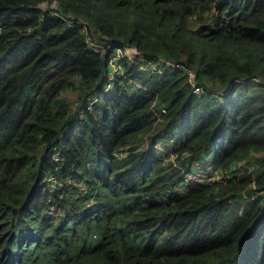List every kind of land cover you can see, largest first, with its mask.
Listing matches in <instances>:
<instances>
[{
  "label": "trees",
  "instance_id": "16d2710c",
  "mask_svg": "<svg viewBox=\"0 0 264 264\" xmlns=\"http://www.w3.org/2000/svg\"><path fill=\"white\" fill-rule=\"evenodd\" d=\"M209 150L257 166L174 191ZM0 264H264V0H0Z\"/></svg>",
  "mask_w": 264,
  "mask_h": 264
},
{
  "label": "built area",
  "instance_id": "2783aa9c",
  "mask_svg": "<svg viewBox=\"0 0 264 264\" xmlns=\"http://www.w3.org/2000/svg\"><path fill=\"white\" fill-rule=\"evenodd\" d=\"M46 2V1H42ZM40 2L38 5L41 9L46 8H56L57 3L56 1L50 2L55 7H43L41 6ZM57 15L66 18L69 22H74L75 20L71 16L65 15L61 11H54ZM81 23H85L84 20H76ZM85 27V25H84ZM88 39V37H87ZM87 43L89 46L95 49L102 50V53L106 56V65H107V80L105 83V86L103 88V91L111 90L114 87V84L119 82L123 83V81L120 79L124 70V61H127L130 64H137L142 68L145 69H155L156 71H160L161 69L154 60L146 61L144 55L137 50V48L131 44L130 42H123L117 45L109 44L108 48L105 49V47H99L96 46L91 39L87 40ZM156 61L158 62H164L167 65H171L174 67H181L185 70L188 80L190 82V85L192 87V90L197 93H203V92H212L217 95H221L225 92V89H216L212 87L205 86L200 81H198L195 71L187 67L186 64L183 61H179L177 59H169L162 55H159L156 57ZM98 98V95L96 96H90L88 99V104L86 105L87 108L91 106V104L96 101ZM165 106L161 105L160 110L165 111ZM177 155L176 152H171V156L175 157ZM55 159L59 157L58 151H55L52 155ZM204 157L195 158L186 166L183 167L182 175L180 179L175 183L173 186V190L176 192L184 193L187 191V187L191 182H205V183H212L216 180L221 179L223 176H227L232 172V170H235L239 167H234L233 165H228L225 167H221L218 165H215L212 161V159H206L204 161ZM246 165L248 167H255L257 166V163L254 159V154L249 155L244 160H241V166ZM52 181H55L54 176H49Z\"/></svg>",
  "mask_w": 264,
  "mask_h": 264
},
{
  "label": "rangeland",
  "instance_id": "374dc122",
  "mask_svg": "<svg viewBox=\"0 0 264 264\" xmlns=\"http://www.w3.org/2000/svg\"><path fill=\"white\" fill-rule=\"evenodd\" d=\"M41 6H43V7H55L54 5H52L50 2H42L41 3ZM101 52H102V50H100ZM93 96H96V95H98V93L97 92H95V93H93L92 94ZM210 158H212V151H208V153L207 154H205V156H204V161L206 160V159H210ZM233 166L234 167H240L241 166V160L240 161H237V162H235L234 164H233ZM250 168H252V166L251 167H249V169Z\"/></svg>",
  "mask_w": 264,
  "mask_h": 264
}]
</instances>
